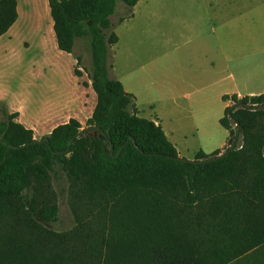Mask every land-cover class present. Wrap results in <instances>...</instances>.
<instances>
[{"label":"trees","instance_id":"trees-1","mask_svg":"<svg viewBox=\"0 0 264 264\" xmlns=\"http://www.w3.org/2000/svg\"><path fill=\"white\" fill-rule=\"evenodd\" d=\"M116 1L47 0L59 50L89 38L84 127L71 117L34 138L0 104V264H264V92L231 95L218 119L231 149L179 156L109 74ZM121 1L119 22L137 2ZM16 18V0H0V36ZM59 180L73 225L55 231Z\"/></svg>","mask_w":264,"mask_h":264},{"label":"rangeland","instance_id":"rangeland-1","mask_svg":"<svg viewBox=\"0 0 264 264\" xmlns=\"http://www.w3.org/2000/svg\"><path fill=\"white\" fill-rule=\"evenodd\" d=\"M243 2L139 0L132 9L133 16L118 23L127 9L121 0H117L111 21L119 41L109 48L110 76L115 78L122 74L124 84L135 93L139 104L144 102L142 96L147 91L159 95L165 90L167 75L183 77L191 74L185 61H206L216 55L213 42L217 33L221 39L226 38L228 13ZM18 5L20 21L11 31L10 38L6 35L0 37V104L7 112H13L17 107L22 112L47 117L49 121L43 124V128L34 131L38 138L46 135L52 126L66 120L60 108L75 92L76 106L72 115L84 127L96 101L88 79L91 67L89 38L76 37L71 52L61 51L56 46L52 28L50 34L45 33L48 27L45 20H51L47 0H18ZM181 35H193L194 39L186 43ZM226 55V49H221L218 57L222 61ZM167 61H178L180 66H168ZM74 69L80 72L79 76L74 74ZM74 75L77 77L76 87ZM176 83L178 86L184 84L181 81ZM215 89L205 91L204 102L196 107L194 114L169 116L173 118V126H179L176 128V148L185 158H192L199 149L209 151L225 141L221 148H217L222 151L233 140L232 133L218 122L224 110L221 98L213 91ZM231 103L230 99L224 101L226 106ZM143 110L142 114L146 115V108ZM191 125L197 128L192 131L194 134H180L181 128L190 129ZM230 127L232 131L234 124L231 123ZM259 128L264 129V118L260 120ZM65 186L60 180L52 182L58 218L45 226L55 231L66 230L73 225L62 190Z\"/></svg>","mask_w":264,"mask_h":264},{"label":"crops","instance_id":"crops-1","mask_svg":"<svg viewBox=\"0 0 264 264\" xmlns=\"http://www.w3.org/2000/svg\"><path fill=\"white\" fill-rule=\"evenodd\" d=\"M138 1L139 0L131 7V13L118 23L124 22L127 18L133 16L132 9L137 6ZM18 7V0H16L17 18L1 36L6 35L7 38L11 37V31L20 21ZM234 8H236V11H229L228 13L229 26L226 38L221 39L220 35L217 33L215 41L213 42V46H216V55L212 56L210 59H206V61H185L191 74L183 77L165 76L167 78L164 86L165 90L159 95H156L155 92L152 93L147 91L146 94L142 96L144 102L139 104L136 95L134 96L135 93L133 94L124 84L122 80L123 75L121 74V76L115 77L122 83L124 90L133 95L137 114L159 124L167 139L175 148L178 136L176 128H179V126H173L171 123L173 115L194 114L196 112V107L202 105L204 102L205 91L212 90L214 87L216 88L213 91L221 98L223 110L226 106L224 104L225 100L223 99L224 95L227 96V99L231 100V95L242 97L257 95L264 92V0H244L242 5H237ZM237 10H239V12H237ZM218 16L219 11L217 10V17ZM45 21H47L46 24L48 26L45 29V33L50 34L52 20ZM181 37L184 38L186 43L194 39L193 35H181ZM117 38V41L113 45L119 41V35H117ZM221 49H226L227 51V55L223 56L222 61L220 57H218ZM167 63H169L168 66L172 64L176 67L180 66L178 61H167ZM73 81L75 82V84L73 83L74 87H76V76ZM178 81L184 84L178 86L176 83ZM75 89L76 88L73 90L75 91ZM75 106L76 94L73 92L70 99L60 108V113L66 116L65 121L71 117L76 118L75 115H72ZM144 108H146V115L142 114ZM14 111L18 112V121L25 127L32 129L34 138H36L34 131L42 129L43 124L49 121L47 117L45 118L43 115L37 116V114H35L34 116V114L20 111L17 107L14 108ZM170 115H172L171 118L169 117ZM54 126H52L51 129ZM180 127H182V125H180ZM185 128L186 130L184 127L180 129L182 130L180 133L181 135H183V133L192 135L194 134L192 131L197 130L196 126L193 125H191L190 129H187V127ZM50 130L47 131L46 134H48ZM224 143L225 141L221 142L218 147L209 151H202L209 153L217 148H221ZM176 150L179 156H182L177 148Z\"/></svg>","mask_w":264,"mask_h":264},{"label":"water","instance_id":"water-1","mask_svg":"<svg viewBox=\"0 0 264 264\" xmlns=\"http://www.w3.org/2000/svg\"><path fill=\"white\" fill-rule=\"evenodd\" d=\"M233 105H234V103H231L229 106L230 107H233ZM235 140H236V136L234 137L232 143L229 145V149H231L235 145ZM10 146L13 147L12 145H10Z\"/></svg>","mask_w":264,"mask_h":264}]
</instances>
